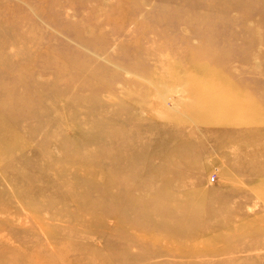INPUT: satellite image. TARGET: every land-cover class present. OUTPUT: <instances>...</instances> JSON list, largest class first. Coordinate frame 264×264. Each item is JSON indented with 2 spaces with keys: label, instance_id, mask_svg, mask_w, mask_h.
I'll list each match as a JSON object with an SVG mask.
<instances>
[{
  "label": "rangeland",
  "instance_id": "obj_1",
  "mask_svg": "<svg viewBox=\"0 0 264 264\" xmlns=\"http://www.w3.org/2000/svg\"><path fill=\"white\" fill-rule=\"evenodd\" d=\"M0 264H264V0H0Z\"/></svg>",
  "mask_w": 264,
  "mask_h": 264
}]
</instances>
